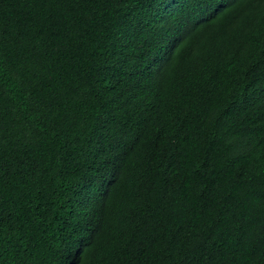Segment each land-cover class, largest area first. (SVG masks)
Here are the masks:
<instances>
[{"label": "trees", "instance_id": "1", "mask_svg": "<svg viewBox=\"0 0 264 264\" xmlns=\"http://www.w3.org/2000/svg\"><path fill=\"white\" fill-rule=\"evenodd\" d=\"M0 264H264V0H0Z\"/></svg>", "mask_w": 264, "mask_h": 264}]
</instances>
